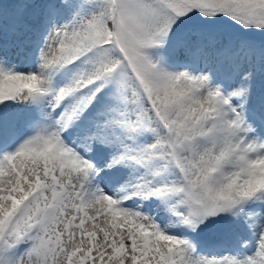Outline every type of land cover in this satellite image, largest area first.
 Wrapping results in <instances>:
<instances>
[{"label": "snow or ice", "instance_id": "obj_1", "mask_svg": "<svg viewBox=\"0 0 264 264\" xmlns=\"http://www.w3.org/2000/svg\"><path fill=\"white\" fill-rule=\"evenodd\" d=\"M0 264H264V0H0Z\"/></svg>", "mask_w": 264, "mask_h": 264}]
</instances>
